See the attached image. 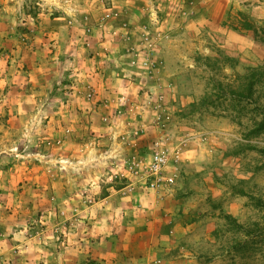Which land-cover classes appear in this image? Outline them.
Returning <instances> with one entry per match:
<instances>
[{
	"label": "rangeland",
	"instance_id": "obj_1",
	"mask_svg": "<svg viewBox=\"0 0 264 264\" xmlns=\"http://www.w3.org/2000/svg\"><path fill=\"white\" fill-rule=\"evenodd\" d=\"M29 241L264 264V0H0V264Z\"/></svg>",
	"mask_w": 264,
	"mask_h": 264
},
{
	"label": "crops",
	"instance_id": "obj_2",
	"mask_svg": "<svg viewBox=\"0 0 264 264\" xmlns=\"http://www.w3.org/2000/svg\"><path fill=\"white\" fill-rule=\"evenodd\" d=\"M93 74H95L96 77H99L101 72L92 73V75ZM83 76L86 77L90 75L84 74ZM81 150L79 152L80 154H82ZM67 155L68 153H65V156ZM71 180H73V178L70 174H65L64 176L60 175L59 177L55 176V178L52 179V187L54 188L53 195L56 197L57 205L60 206L63 201L69 202L73 198L74 193L67 188L69 187L67 185L71 184ZM113 195L114 193H110L107 195V199L111 200ZM85 246L84 242L80 243V245H73L72 242L63 245L62 243H51L47 245L35 244L29 241L24 245L19 246V249L23 252L21 254H14V251L11 252L10 248L13 246L10 244L3 246L1 252L5 253L6 257L10 258L11 264H84V261H86L88 257L102 262V257L105 256L103 248L90 251L89 249H86ZM116 248L117 247L111 249V254H114ZM45 250L48 251L45 252ZM107 254L108 253H106V256H108Z\"/></svg>",
	"mask_w": 264,
	"mask_h": 264
},
{
	"label": "built area",
	"instance_id": "obj_3",
	"mask_svg": "<svg viewBox=\"0 0 264 264\" xmlns=\"http://www.w3.org/2000/svg\"><path fill=\"white\" fill-rule=\"evenodd\" d=\"M110 15L111 13L107 11L103 15L102 20L100 21L99 24L102 25L104 21H106L110 17ZM66 88H67L66 89L67 91L65 92L66 96L71 97L74 94H76L78 90L76 80L75 79L70 80ZM92 94L93 92L89 90L86 93V96L90 98ZM167 160H168L167 150L159 142H157L154 151H152L150 154L149 163L147 165V170L149 173L148 185L151 189H155L158 186H160V182H164V183L173 182V177L171 175L166 178L162 176V170L166 165ZM130 168H133L132 164H130Z\"/></svg>",
	"mask_w": 264,
	"mask_h": 264
},
{
	"label": "trees",
	"instance_id": "obj_4",
	"mask_svg": "<svg viewBox=\"0 0 264 264\" xmlns=\"http://www.w3.org/2000/svg\"><path fill=\"white\" fill-rule=\"evenodd\" d=\"M250 77H252V76H250Z\"/></svg>",
	"mask_w": 264,
	"mask_h": 264
}]
</instances>
